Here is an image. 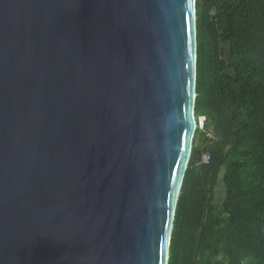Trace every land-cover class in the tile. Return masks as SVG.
Wrapping results in <instances>:
<instances>
[{
	"label": "water",
	"instance_id": "obj_1",
	"mask_svg": "<svg viewBox=\"0 0 264 264\" xmlns=\"http://www.w3.org/2000/svg\"><path fill=\"white\" fill-rule=\"evenodd\" d=\"M197 23V0H0V264H169Z\"/></svg>",
	"mask_w": 264,
	"mask_h": 264
},
{
	"label": "trees",
	"instance_id": "obj_2",
	"mask_svg": "<svg viewBox=\"0 0 264 264\" xmlns=\"http://www.w3.org/2000/svg\"><path fill=\"white\" fill-rule=\"evenodd\" d=\"M197 15L196 116L204 124L169 264H264V0H197Z\"/></svg>",
	"mask_w": 264,
	"mask_h": 264
},
{
	"label": "built area",
	"instance_id": "obj_3",
	"mask_svg": "<svg viewBox=\"0 0 264 264\" xmlns=\"http://www.w3.org/2000/svg\"><path fill=\"white\" fill-rule=\"evenodd\" d=\"M203 118V117H202ZM204 119V118H203ZM203 125V123H202ZM210 160H211V156H210V153H207L205 156H204V162L205 163H210Z\"/></svg>",
	"mask_w": 264,
	"mask_h": 264
},
{
	"label": "clouds",
	"instance_id": "obj_4",
	"mask_svg": "<svg viewBox=\"0 0 264 264\" xmlns=\"http://www.w3.org/2000/svg\"><path fill=\"white\" fill-rule=\"evenodd\" d=\"M201 119H202V118H200V125H199V126H201V123H202ZM203 124H204V123H203ZM201 127H203V125H202Z\"/></svg>",
	"mask_w": 264,
	"mask_h": 264
},
{
	"label": "rangeland",
	"instance_id": "obj_5",
	"mask_svg": "<svg viewBox=\"0 0 264 264\" xmlns=\"http://www.w3.org/2000/svg\"><path fill=\"white\" fill-rule=\"evenodd\" d=\"M201 121H202V123H204V119L203 118L201 119ZM202 123H201V126H202Z\"/></svg>",
	"mask_w": 264,
	"mask_h": 264
}]
</instances>
